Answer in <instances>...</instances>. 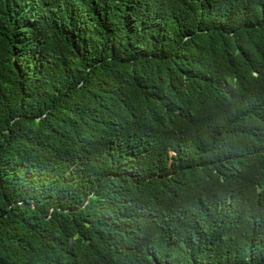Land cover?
I'll return each instance as SVG.
<instances>
[{"label":"trees","instance_id":"trees-1","mask_svg":"<svg viewBox=\"0 0 264 264\" xmlns=\"http://www.w3.org/2000/svg\"><path fill=\"white\" fill-rule=\"evenodd\" d=\"M0 264H264V0H0Z\"/></svg>","mask_w":264,"mask_h":264}]
</instances>
